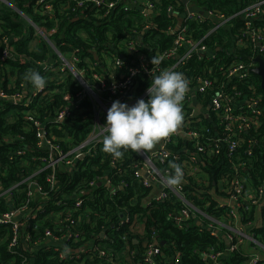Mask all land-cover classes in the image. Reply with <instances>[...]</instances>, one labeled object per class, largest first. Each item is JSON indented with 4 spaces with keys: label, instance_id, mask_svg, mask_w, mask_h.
Listing matches in <instances>:
<instances>
[{
    "label": "trees",
    "instance_id": "16d2710c",
    "mask_svg": "<svg viewBox=\"0 0 264 264\" xmlns=\"http://www.w3.org/2000/svg\"><path fill=\"white\" fill-rule=\"evenodd\" d=\"M68 1L57 0L54 2L56 11L54 18L45 14L44 19L47 21L48 31H56L49 38L60 47L63 55H74L79 58L81 60L79 65L88 71L90 69L86 60L94 59L95 53L112 52L111 46L119 51L120 43L125 36L133 40L136 36L133 34L145 32L142 37L152 47L151 50L144 49L148 55L150 52L156 53L157 50L160 52L168 50L172 46V39L167 36L165 30L171 25L175 16L173 13L169 14L167 9L172 7L174 11L182 13L185 8L182 0H152L159 12L150 17L148 24L150 23L152 27L145 31L143 28L146 25V20L143 19L142 13L135 8L129 11L124 9L119 11L118 9L110 15V19L96 21L93 17L84 19L80 16L82 10L77 6L79 0L71 3ZM193 1L197 7L217 9L227 16L240 10L244 3V0ZM66 5L70 6L69 10L64 9ZM17 7L35 21L42 19V16L35 13L36 0H17ZM0 20L3 22L5 33L21 37L12 44L16 52L26 55L23 63L9 61V69L5 68V63L0 62V86H3L4 89H7L6 81L10 75H18V84L25 81V73L35 68L33 61H45L50 56L54 57L55 62L59 61V57L52 52L47 42L41 48H39L41 45L38 46V49L31 47L30 41L35 38V30L11 6L0 3ZM211 22L212 20H205L199 24L191 23L190 30L196 37L205 36ZM254 25L264 28V18L255 20ZM242 29V19L236 18L232 22V33L226 28L214 34L210 33L206 37L205 44L209 50L224 56V51L233 45ZM240 53L244 60L248 59L247 50L243 49ZM228 60L230 59L226 58L223 63ZM164 65L166 67V64ZM214 66V62L209 61V55L204 52L203 59L200 60L197 55H193L188 66L182 68L180 72L184 73L188 81L195 82L198 77H211L209 69H212L220 77L219 84H221V71ZM254 70L251 71L248 79L237 80L233 83L236 90L243 93L237 97V100L241 101L240 104L244 110H247L249 106L244 101L246 97H262L258 106L263 111L260 128L257 129V132H252L251 135L247 132L242 134L246 141L252 140L253 136L258 141L256 147H252L253 154L249 155L246 144H241L234 157H229L225 144L217 142V131L211 124V120L203 118V131L209 142L219 145V155L199 162V175H189L186 178L185 198L207 215L218 220L228 219L229 212L226 206L219 205L217 201V198L224 199L227 196L219 189L221 180L231 181L233 177H239L244 179L247 184L256 186L260 184V179H264V89L261 84V76ZM39 72L47 80L45 87L50 92L49 96L34 100L27 110L9 103H6L7 106L4 110L0 108V189L1 187L10 189L11 199L17 207L29 201V180L21 185L18 184L25 177L31 178L37 170L36 162H33L31 157L45 154L43 149L36 146V130L33 126L29 127L31 123L26 119V113L30 112L42 121L48 122L63 108L70 106L69 100L66 99L67 94L70 93L74 97L82 89V86L69 71L57 70L55 64H50ZM150 82L151 79H147L143 84L144 88L149 86ZM206 93L211 97L214 90L211 89ZM84 106L86 111L83 113L75 110L72 124H63L61 129L54 128L49 131L58 138L70 134L77 142H80L94 113L90 103L86 102ZM18 137H23L24 140H19ZM102 148L103 145L99 148L96 156L79 160L76 170L58 169L55 172L57 183L54 188L48 181L52 170H44L31 178L39 183L43 191L47 193V197L39 199L35 196L30 200L31 207L37 205L36 203L39 202L37 200L43 201L45 205L44 213L39 215L37 229L33 230L35 222L33 219L29 221L27 230L22 228V232L28 231L32 235L33 239L29 242L30 244L43 238L47 230L57 235L58 229H64V222L59 226L56 224L55 215L66 214L67 208H74L76 201L74 197L78 196L84 201V207L90 210V218L79 225L71 226L75 232L86 237L76 243L69 242V246H72L73 250H77L86 242L93 241L100 250L106 253L100 256L96 250L88 248L86 252H82V256L90 257L83 264H111L108 262L109 258L113 259L114 264H148L144 261L145 244L153 240H157L164 252V255L157 259L159 264H171L176 256H180L181 264H208L201 258V255L211 252L221 253L220 262L222 264H250L253 251L259 252L261 256L264 255L259 245L251 242L228 253L230 243L220 234L216 235L208 230L205 223L199 225L197 217H200L201 214L197 212L191 214V218L184 222L183 228L176 226L170 215L179 213L182 210L183 202L173 193L169 199L154 200L158 188L147 187L134 178L131 164L136 161V158L131 149L124 151L121 156L124 158V164L112 170L111 160L114 157L104 152ZM170 148L178 149L173 144ZM21 149L26 153L19 155L17 151ZM179 150L177 151L180 152ZM181 155L183 158L187 157L186 153L181 152ZM23 161L30 162L23 165ZM240 162H245L246 168L239 166V173H236V165ZM118 170L126 171L125 175L120 177L121 175L116 174ZM106 176L113 179L115 188H109L100 182ZM199 177L202 180L200 183L198 182L200 181ZM123 180L127 184L125 188H121L120 185ZM93 181L96 182L91 186L90 183ZM58 201H63V204L57 205ZM5 202L0 201V209L3 211L10 208V204ZM245 206H248V210L245 207L242 209L244 220L255 222L257 218H262L264 221V209L259 210L255 205H251L250 201H245ZM124 211H128L126 215L130 216L129 222L122 220L121 213ZM132 220L143 222V234L135 233L132 230ZM249 231L258 236L257 239L264 244L263 224H254ZM223 233L227 234V230L223 229ZM12 235L11 228L0 225V264L10 263L13 260L18 264L25 259V264H28L29 260H34L33 264H82L80 261L76 263V259L73 260L71 255L74 253L63 259L56 257L58 253L53 247L32 250L24 245V248L21 246L19 251L22 256L14 255L9 251ZM257 264H264V261Z\"/></svg>",
    "mask_w": 264,
    "mask_h": 264
},
{
    "label": "built area",
    "instance_id": "2783aa9c",
    "mask_svg": "<svg viewBox=\"0 0 264 264\" xmlns=\"http://www.w3.org/2000/svg\"><path fill=\"white\" fill-rule=\"evenodd\" d=\"M55 1L57 0H36L35 13L42 16V19L35 21L17 7V0H0L1 4L15 9L34 28L35 38L30 41L31 47L47 42L52 52L59 57L58 62H55L54 57L51 56L47 57L45 61H33L35 64L34 70L40 71L50 64H55L57 70L69 71L82 86L81 91L76 93L74 97L70 93L66 95L70 106L63 108L56 116L49 119V123L42 121L30 112L26 113V119L31 123L29 127L33 126L36 130V146L45 151V154H37L31 157V160L36 162L37 165V170L31 178L44 170H52V174L48 176V181L51 183V187L54 188L57 183L55 172L58 169L76 170L79 160L97 155L99 148L102 147L103 136L106 134L104 124L106 123L107 111L114 101L120 100L131 106L140 98L147 99L149 86L145 88L143 86L147 79H152L161 71L169 69L181 71L182 68L188 66L193 55H197L200 60L203 59L207 35L217 33L224 28L229 29L236 18H241L243 29L234 42L235 48L233 49L236 52H230V48L227 47L224 56L218 55L216 52L209 55V61H213L214 67L221 71V84H219L220 77L212 69H209V73L212 74L211 77H198L195 82L189 80L190 86L182 106L184 119L181 125L174 134L163 138L150 151L144 153L133 151L136 161L131 164V167L137 181L147 187L155 186V188H158L154 198L155 201L169 199L173 193L183 202L182 210L179 213L170 215L176 226L183 228L184 222L191 218L193 212H197L201 214L200 217H197L199 225L205 223L208 230L216 235L220 234L230 243L228 253L238 250L247 241L259 245L260 249L264 251V244L257 239L259 237L249 231L254 224L264 225V221L262 218H257L255 222L246 221L242 210L243 207L248 210L245 201H250L251 205H255L259 210L264 209V179H260V184L256 186L247 184L244 179L239 177H233L231 181L221 180L219 189L227 196L224 199L217 198V201L219 205L226 206L229 211L228 219L221 220L207 215L199 207L189 202L185 198L184 189L187 182L186 178L189 175H199V162L219 155V145L209 142L203 131V118L216 120L218 123L216 128L217 142L225 144L229 157H234L237 148L241 144H246L247 153L252 155V147L255 148L258 144L255 136L252 140L246 141L242 134L247 132L251 135L252 132H257L260 127L263 111L258 106L262 101V97H246L249 99L247 101L249 106L247 110H244L241 107V101L237 100V97H240L243 93L237 91L233 83L237 80L241 81L249 78L251 71L258 67L257 58L264 61V28L254 25L255 20L264 18V0H244L242 8L228 16L217 9L196 7L197 5L193 0H186V2L182 0L185 7L182 13L174 11L172 7L167 9L169 14L173 13L175 16L171 25L165 30L167 36L172 39V46L168 50L161 52L157 50L156 53L150 52L148 55L144 49L151 50L152 47L142 37L145 32L143 34H133L136 35L133 40L125 36L120 43L119 51L111 46L112 52L95 53L94 59L86 60L90 71L81 67L79 65L81 60L74 55H63L60 47L50 40V35L56 31H48L44 16L45 14L50 15L52 18L56 16ZM72 1L75 0H69L68 3ZM77 6L82 10L80 15L82 18L89 19L93 17L96 21L110 19V15L118 9L119 11L122 9L129 11L135 8L142 13L143 19L146 20V25L143 28L145 31L150 30L152 27L150 23L148 24L150 17L159 12L158 7L152 0H79ZM64 9L69 10L70 6L66 5ZM205 20H212L207 34L196 37L190 30V24H199ZM20 38L5 33L3 22L0 20V62L5 63L6 69H9V61L24 62L26 55L16 52L12 44ZM243 49L247 50L246 56L248 59L246 60L243 59V55L240 53ZM153 57L159 61L158 64L153 65ZM226 58L230 60L223 63ZM164 64H166V67ZM6 84L7 89L0 86V108L3 110L7 106L6 103L27 110L34 100L43 99L50 95L46 87L37 91L26 80L18 84L17 74L10 75ZM250 88L254 89L253 87ZM211 89L214 90V93L209 97L206 92ZM190 94L199 97L201 102L207 103L204 110H198L193 105L194 99ZM86 102L92 105L94 113L92 121L86 126L87 129L83 132L84 137L80 142H77L74 136L70 134L58 138L49 131V129L54 128L61 129L63 124H72L75 110L80 111V113L85 112L84 105ZM18 138L24 140L23 137ZM11 141L13 140L11 139ZM172 144L178 149H171ZM181 152L186 153L187 157L183 158ZM17 153L23 155L26 152L21 149ZM29 162L23 161V165L29 164ZM123 164L124 158L122 157H114L111 160L112 170ZM174 164H178L183 168L184 177L178 185H169L166 178L173 171L172 166ZM168 165L169 167H166ZM239 166L246 168V163L240 162L236 165V173H239ZM125 172L124 170H118L116 174L122 177ZM31 178L25 177L18 184L21 185L29 180V201L18 207L13 204L10 189H3L2 187L0 189V201L3 200L6 201V204H10L8 210L3 211L0 209V225L8 226L13 231L9 251L14 255L22 256L19 253L21 246L23 248L24 245L28 246L32 250L45 248V241L53 239L54 242L63 241L64 247L62 249L57 246L53 247L55 252L58 253L56 257L61 259L74 253V255H71L73 260L76 259V263L80 261L83 264L90 257L82 256V252H86L88 248L96 250L100 256L105 255L106 253L100 250L99 246H96L93 241L86 242L84 246L77 250H73V247L69 246V242L76 243L86 237L79 232H75L71 226L79 225L90 218V210L84 207V201L78 196L74 197L76 200L74 208H67L66 214L55 215L56 224L59 226L64 222L67 229H58L59 233L57 235L47 230L43 238L35 243H29L33 239L32 235L28 231L22 232V228L27 230L29 221L33 219L35 221L33 230H36L39 215L44 213L45 206L43 201L37 200L39 201L36 203L37 205L31 207L30 200L34 199L35 196L39 199L47 197V193L43 191L39 183ZM198 179L200 180L199 183L202 182L200 177ZM94 182L96 181L91 182L90 185L93 186ZM100 182L109 188H115L113 187L114 181L109 176H106ZM120 185L121 188L127 186L124 180L121 181ZM61 204H63V201L57 202V205ZM121 217L124 222L130 221L129 215L123 214ZM131 227L135 233L143 234V222L132 220ZM223 229L227 230V234L223 233ZM23 240H25V243H23ZM163 255L164 252L158 245L157 240L145 244L144 261L146 263L159 264L157 259ZM251 255L250 264L264 261V256H261L257 251H253ZM220 256L221 253L211 252L202 254L201 258L208 264H222ZM25 262L26 259L18 264H25ZM108 262L114 264L111 258L108 259ZM6 264H16V262L13 260ZM171 264H181L180 256H176Z\"/></svg>",
    "mask_w": 264,
    "mask_h": 264
},
{
    "label": "clouds",
    "instance_id": "9594fccd",
    "mask_svg": "<svg viewBox=\"0 0 264 264\" xmlns=\"http://www.w3.org/2000/svg\"><path fill=\"white\" fill-rule=\"evenodd\" d=\"M152 63L159 61L153 57ZM24 79L37 91L47 84L46 78L37 70L30 69ZM189 86L184 73L169 69L151 79L147 99L140 98L131 106L120 100L114 101L107 111L102 150L116 158L128 149L144 153L174 134L184 119L182 106ZM172 168L167 183L178 185L183 180L184 170L178 164Z\"/></svg>",
    "mask_w": 264,
    "mask_h": 264
},
{
    "label": "crops",
    "instance_id": "0c3cea01",
    "mask_svg": "<svg viewBox=\"0 0 264 264\" xmlns=\"http://www.w3.org/2000/svg\"><path fill=\"white\" fill-rule=\"evenodd\" d=\"M197 7V6H196ZM193 11H195L194 9H192ZM231 29H232V26H230L229 27V30H230V32L232 33V31H231ZM230 48V51L232 52V53H235L236 52V50L234 51V49L233 48H235L234 47V43H233V45L231 46V47H229ZM206 54H208V55H210L211 53H213V51L212 50H209V48L206 46V50L204 51ZM191 96H192V99H194L193 100V105L195 106V107H197V109L199 110V109H201V110H204L205 109V105L207 104V103H203V102H201V100H200V98L199 97H197V96H195V95H193V94H190ZM245 102H247V101H249V99H245L244 100ZM244 103V102H243ZM211 124L215 127V129L218 127V123L216 122V120L215 119H212L211 120ZM260 128V127H259ZM125 212V211H124ZM121 213L122 215L123 214H127L126 212H128V211H126L125 213ZM121 215V216H122ZM55 241V240H54ZM53 241V239H49V240H47V241H45L46 243H45V246L44 247H55V246H57V247H59V248H61L62 249V247H64V244H63V241H56V242H54ZM246 243H250V241H247ZM262 252H263V254H264V251L263 250H261ZM262 256H264V255H262ZM264 258V257H263ZM34 263V260H29L28 261V264H33Z\"/></svg>",
    "mask_w": 264,
    "mask_h": 264
},
{
    "label": "water",
    "instance_id": "95a60500",
    "mask_svg": "<svg viewBox=\"0 0 264 264\" xmlns=\"http://www.w3.org/2000/svg\"><path fill=\"white\" fill-rule=\"evenodd\" d=\"M184 1L186 2V0ZM256 60L258 62V67L255 68L254 72L261 76L262 79L261 84H262V88L264 89V61L261 58H257ZM17 220L18 219L16 218V221Z\"/></svg>",
    "mask_w": 264,
    "mask_h": 264
},
{
    "label": "rangeland",
    "instance_id": "374dc122",
    "mask_svg": "<svg viewBox=\"0 0 264 264\" xmlns=\"http://www.w3.org/2000/svg\"><path fill=\"white\" fill-rule=\"evenodd\" d=\"M40 43H41V42H40ZM37 44H38V43H37ZM43 45H44V43H42L41 46H40V44L35 45V46H36V48L38 49V46H40L39 48H41V47H43Z\"/></svg>",
    "mask_w": 264,
    "mask_h": 264
}]
</instances>
